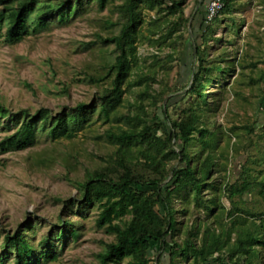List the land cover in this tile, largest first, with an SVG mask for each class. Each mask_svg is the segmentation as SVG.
Listing matches in <instances>:
<instances>
[{
    "label": "rangeland",
    "instance_id": "rangeland-1",
    "mask_svg": "<svg viewBox=\"0 0 264 264\" xmlns=\"http://www.w3.org/2000/svg\"><path fill=\"white\" fill-rule=\"evenodd\" d=\"M123 1L108 0L99 10L97 2L90 0L79 14L20 42L7 44L0 39V103L10 111L35 113L48 108L55 115L80 103L96 105L71 138L52 139L38 130L24 148L0 147V264L14 263L16 253L3 245V237L16 231L23 232L33 248L29 264H99L98 254L114 240V234L96 225L100 207L83 204L78 184L87 170L121 168L114 161L117 146L108 133L126 128V116L150 119L157 113L164 119L162 106L167 103L171 118H178L182 111L196 106L195 94L188 93L196 43L201 44L207 65L221 67L212 68L214 79L202 90L217 94L209 98V108L200 113L198 122L215 138V165L208 182L216 190L205 188L203 200L216 197L230 208L221 189L246 168L252 185L244 205L264 211V199L255 184L264 180V0H232L206 31L201 19L208 0H179L188 22L161 45L153 41L169 25L159 28L153 20L166 11L159 12L158 5L150 7L141 0L138 58L122 84L121 104L105 119L99 114V97L111 85L108 71L117 53L113 44L103 43L100 37L118 34L124 22L119 11ZM166 17L174 21L177 15ZM202 33L205 36L200 40ZM17 127L9 118H0V142ZM198 150L194 146L190 154L194 156ZM177 163L176 159L166 162L169 175L165 182ZM135 169L145 177L155 176L143 161ZM173 207L176 230L172 238L179 243L192 238L200 245L204 230L218 225V209L208 212L190 193L174 199ZM66 220L73 223L76 236L67 234ZM222 221L229 220L224 217ZM48 236L50 242L40 245ZM159 251L157 243L150 257L158 256ZM127 262L126 258L119 264ZM161 264H169L166 252ZM174 264H193L192 257L178 256Z\"/></svg>",
    "mask_w": 264,
    "mask_h": 264
},
{
    "label": "trees",
    "instance_id": "trees-1",
    "mask_svg": "<svg viewBox=\"0 0 264 264\" xmlns=\"http://www.w3.org/2000/svg\"><path fill=\"white\" fill-rule=\"evenodd\" d=\"M87 1L90 0H0V39L7 44L20 42L52 23H62L79 14ZM95 1L99 10H103L108 0ZM140 1L124 0L119 6L124 22L118 34L100 37L103 43L113 44L117 53L108 71V76L112 75L111 85L99 97V114L105 119L121 104L122 84L138 58L136 41ZM146 1L150 7L158 5L159 12L177 15L174 21L167 19L166 14L153 20V25L159 28L169 25L165 34L154 43L163 44L172 32L188 22L179 0ZM223 1L224 7L219 15L206 25L203 14L201 24L204 31L229 8L232 0ZM200 36L202 40L205 34ZM194 48V70L188 93L195 94L196 106L182 111L178 118H171L167 103L162 106L164 119L157 113L150 119L140 115L126 116V128L119 127L118 131L108 133L110 142L117 146L114 161L121 168L87 170L83 181L78 184L83 204L97 203L100 207L96 225L114 234V240L98 254L99 264H119L126 258L127 264H161L165 252L169 264H174L178 256L188 255L193 264H264V211H254L244 205V196L252 185L248 170L243 168L236 180L228 181L221 189L230 208L227 209L216 197L209 200L202 197L205 188L216 190L208 182L215 165V138L208 129L199 127L198 122L200 113L209 108V98L217 95L202 90L214 79L210 75L212 68L221 70V67L206 64L201 44L196 43ZM95 109L94 104L80 103L53 115L48 108L35 113L28 109L12 112L0 103V118L7 117L18 125L13 133L4 137L0 147L24 148L33 142L38 130L46 131L52 139L71 138ZM141 110L144 114L143 108ZM194 146L199 150L193 156L190 149ZM171 159L178 160V163L170 168L171 175L165 182L169 175L165 165ZM141 161L155 172L154 177H145L136 171L135 164ZM255 184L260 187L259 194L264 199V180ZM186 193H190L196 204L204 206L208 212L218 209L215 214L218 225L204 230L200 245L192 238L181 243L172 238L176 230L173 202ZM224 217L228 218V223H223ZM64 224L67 234L76 236L73 223L66 220ZM3 239V245L16 253L13 264L30 263L33 248L23 232L6 233ZM50 240L48 236L40 241V245ZM157 243L160 244V253L151 258L149 252ZM43 257L48 256L44 254Z\"/></svg>",
    "mask_w": 264,
    "mask_h": 264
},
{
    "label": "built area",
    "instance_id": "built-area-1",
    "mask_svg": "<svg viewBox=\"0 0 264 264\" xmlns=\"http://www.w3.org/2000/svg\"><path fill=\"white\" fill-rule=\"evenodd\" d=\"M223 7V0H209L205 7V25L210 23L216 16H218Z\"/></svg>",
    "mask_w": 264,
    "mask_h": 264
},
{
    "label": "crops",
    "instance_id": "crops-1",
    "mask_svg": "<svg viewBox=\"0 0 264 264\" xmlns=\"http://www.w3.org/2000/svg\"><path fill=\"white\" fill-rule=\"evenodd\" d=\"M209 1V0H208Z\"/></svg>",
    "mask_w": 264,
    "mask_h": 264
}]
</instances>
